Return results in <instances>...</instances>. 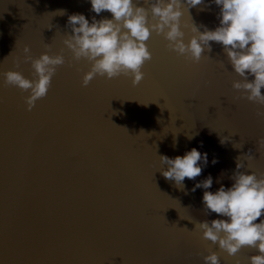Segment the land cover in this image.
Masks as SVG:
<instances>
[{
  "label": "water",
  "instance_id": "1",
  "mask_svg": "<svg viewBox=\"0 0 264 264\" xmlns=\"http://www.w3.org/2000/svg\"><path fill=\"white\" fill-rule=\"evenodd\" d=\"M134 2L148 8L145 0ZM90 9L89 0H0V264H203L209 251L220 264H249L256 249L229 256L194 229L222 217L205 216L204 189H191L208 175V191L230 187L237 157L240 171L264 172V149L256 144L264 137L256 111L264 107L232 89L239 77L220 44L209 42L211 51L194 63L155 33L146 41L152 58L139 84L130 76H96L82 87L88 62L72 61L62 41L71 34L67 16L81 13L91 22ZM218 12L210 0L183 11L185 42L192 33L184 25L213 30ZM25 45L34 58L45 45L49 55L63 49L65 57L31 111L28 93L5 86L2 75L15 70L33 78L29 63L13 67ZM192 148L207 153L208 163L180 190L158 171L167 167L159 156Z\"/></svg>",
  "mask_w": 264,
  "mask_h": 264
},
{
  "label": "clouds",
  "instance_id": "2",
  "mask_svg": "<svg viewBox=\"0 0 264 264\" xmlns=\"http://www.w3.org/2000/svg\"><path fill=\"white\" fill-rule=\"evenodd\" d=\"M89 2L90 10L96 16L107 11L111 19L93 16L89 22L81 13L69 14L66 26L71 34H66L62 41L70 51L72 61L83 59L88 62L89 70L81 77L82 87H87L96 76L109 80L121 75L130 76L133 86L139 84L144 77L141 68L152 58L146 41L155 33L167 42V49L194 63L200 61L206 50L211 51L209 42L220 44L233 72L239 77L232 81V89L239 93V98L264 107L261 92L264 89V0H210L219 8V25L213 30L193 22L184 25L192 33L187 42L180 17L183 11L188 13L189 9L204 4V0H145L148 8L138 6L139 2L134 0ZM59 14L65 13L61 10ZM201 28L204 30L200 31ZM45 48V52L34 58L25 45L21 50L22 58L13 62L14 68H19L21 62L29 63L32 79L15 70L2 74L5 86L28 93L23 97L26 111H31L36 101L48 94L57 68L65 64L63 49L49 55L48 46ZM220 65L224 67L223 63ZM72 66L69 62V67ZM256 116L264 119V111L257 110ZM225 139L221 138V144ZM256 144L257 151L264 149V137H258ZM237 145L241 147L242 142ZM243 157L254 160L250 154ZM240 158L237 157L236 170L229 177L230 187L221 184L215 192L208 191L213 184L212 176L208 175L191 189L192 192L197 188L204 189L202 211L205 216L215 213L222 217L200 220L194 224V229L200 230L202 239L217 245L229 256H235L243 247L254 248L257 254L248 258L249 264H264V219L261 218L264 217V172L258 176L254 171L250 174L240 171L244 167ZM159 161L161 166L167 167L158 171L180 190L184 189L185 178L195 180L201 175L202 166L208 163L207 153H201L197 148L173 158L161 155ZM216 162L213 159L212 163ZM202 259L203 264H220L216 252L209 251Z\"/></svg>",
  "mask_w": 264,
  "mask_h": 264
}]
</instances>
